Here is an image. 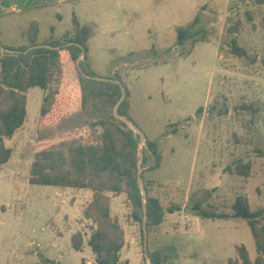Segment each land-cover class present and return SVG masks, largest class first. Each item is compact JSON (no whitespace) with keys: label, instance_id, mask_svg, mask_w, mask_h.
I'll return each instance as SVG.
<instances>
[{"label":"rangeland","instance_id":"rangeland-1","mask_svg":"<svg viewBox=\"0 0 264 264\" xmlns=\"http://www.w3.org/2000/svg\"><path fill=\"white\" fill-rule=\"evenodd\" d=\"M74 16L90 29L92 70L102 78L119 75L130 91V117L145 136L140 156L151 141L163 157L159 169L144 173L149 194L165 209L164 222L148 232V251H161L178 264H229L244 245L254 264L258 252L247 222L205 219L198 206L232 214L236 198L245 195L253 210L264 209V5L252 0H0V44L28 45L34 22L39 44L60 41L73 32ZM237 23L239 29L232 30ZM188 27L191 36L180 45L177 29ZM234 39L250 59L232 53ZM52 87L58 90L52 111L59 117L42 120L47 92L31 88L24 126L7 140L13 154L0 165V264H36L43 257L55 264H83L93 257L87 245L92 223L74 200L58 197L62 188L30 184V167L40 148L93 139L101 129L83 125L114 114V107L96 109L99 99L92 98L81 109L74 63L64 65V78ZM239 162L251 164L249 177L235 171ZM114 198L112 213L126 233L121 261L145 264L131 205L124 194ZM78 231L85 235L82 251L71 245Z\"/></svg>","mask_w":264,"mask_h":264},{"label":"trees","instance_id":"trees-1","mask_svg":"<svg viewBox=\"0 0 264 264\" xmlns=\"http://www.w3.org/2000/svg\"><path fill=\"white\" fill-rule=\"evenodd\" d=\"M256 5H264V0H252ZM249 20L251 15L248 13ZM237 23L232 30L239 29ZM191 27L178 28V43L183 45L191 36ZM38 24L32 23L28 33V45L21 48L2 46L21 53H9L0 49V165L11 161L12 150L6 140L13 138L24 126L27 118V92L39 87L47 94L41 108L42 120L49 117L58 118L52 110L58 90L52 87L64 78V65L74 63L78 71L81 109L84 111L92 98H98L96 109L113 108L122 96L121 86L114 82L98 81L86 76L97 77L92 70L87 55V43L90 29L82 26L77 17H73V32L66 33L62 40L48 43L60 49L35 48L25 53L38 43ZM69 43L73 45L66 46ZM46 44V43H44ZM85 49L79 66L77 60ZM232 53L238 57L249 58L248 52L232 40ZM254 61V60H252ZM122 79L119 75L109 77ZM123 84V82H122ZM126 89V98L119 107V114L130 117L131 94ZM133 122V121H132ZM84 129L99 127L100 133L89 141L73 139L61 141L40 148L30 167L29 182L33 185L54 186L62 188L86 189L92 191V200L83 210V219L92 223V233L87 241L95 255L93 264H127L121 261V253L126 246V233L118 217L112 213L113 198L124 194L131 205V219L140 225L141 241L144 244L143 221L146 218L147 231L164 222L165 209L159 198L151 196L145 179V169L154 171L160 168L163 157L157 145L148 141L140 156V136L117 119L114 114L94 122H86ZM143 169V188L146 190V214L142 186L138 181V172ZM235 171L240 176L249 177L251 164L239 162ZM199 216L212 220L239 218L245 220L255 240L258 256L254 264H264V209L253 210L245 195L236 198L233 213H218L204 210L198 206ZM171 212L179 208H170ZM85 235L78 231L71 237L72 248L82 251ZM239 259L229 264H252L247 248H237ZM151 264H178L161 251H148ZM86 264V263H83Z\"/></svg>","mask_w":264,"mask_h":264},{"label":"water","instance_id":"water-1","mask_svg":"<svg viewBox=\"0 0 264 264\" xmlns=\"http://www.w3.org/2000/svg\"><path fill=\"white\" fill-rule=\"evenodd\" d=\"M74 43H69L67 44L66 46H69V45H73ZM81 47V46H80ZM35 48H50V49H60L61 47H53V46H50V45H47V44H39V45H36V46H31L29 47L26 51H30V50H33ZM0 49L4 52H9V53H21V51H18V50H10V49H6L4 47H0ZM82 49V54L80 56V58L77 60V65L79 66V63L80 61L83 59L84 57V54H85V49L83 47H81ZM86 78H92V79H95V80H98V81H108V82H114L118 85L121 86V89H122V96L120 98V100L118 101V103L115 105L114 107V116L121 120L122 122H124L128 127H130L132 130H134L141 138V140H145V136L144 134L141 132V130L132 122L130 121L127 117L119 114V107L120 105L123 103V101L125 100L126 98V89L125 87L123 86L122 82L120 80H113V79H110V78H102V77H90V76H86L84 75ZM145 147L147 148V146L145 145ZM142 172H143V169H140L139 172H138V181L140 183V185L142 186V195H143V202H144V213L146 214V195H147V192L146 190L143 188V179H142ZM142 229H143V233H144V249H145V257L148 258V231H147V225H146V218L144 217V221H143V226H142ZM149 262L148 264H151V261L150 259H148Z\"/></svg>","mask_w":264,"mask_h":264},{"label":"crops","instance_id":"crops-1","mask_svg":"<svg viewBox=\"0 0 264 264\" xmlns=\"http://www.w3.org/2000/svg\"><path fill=\"white\" fill-rule=\"evenodd\" d=\"M131 110H132V103H131L130 112H131ZM6 145H7V140H6ZM58 188H62V187H58ZM56 194L58 195V197L65 196V198L67 197V199L70 198L71 200H74L75 205H77L81 208L82 215H83L84 208L91 202L92 195H93L92 191H90V190L73 189V188H62V190H58L56 192ZM114 199H116V198H114ZM64 201L66 202V200L63 199V202ZM85 221H87V220H85ZM94 262H95V255L93 254V257L90 259V261L86 260V262H83V263L93 264ZM36 264H55V262L53 260L47 258V257H43L41 259L40 263H36Z\"/></svg>","mask_w":264,"mask_h":264},{"label":"built area","instance_id":"built-area-1","mask_svg":"<svg viewBox=\"0 0 264 264\" xmlns=\"http://www.w3.org/2000/svg\"><path fill=\"white\" fill-rule=\"evenodd\" d=\"M37 247H39V245H37Z\"/></svg>","mask_w":264,"mask_h":264}]
</instances>
